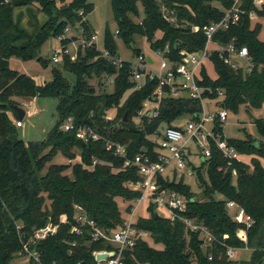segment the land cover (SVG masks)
<instances>
[{"label":"trees","instance_id":"16d2710c","mask_svg":"<svg viewBox=\"0 0 264 264\" xmlns=\"http://www.w3.org/2000/svg\"><path fill=\"white\" fill-rule=\"evenodd\" d=\"M234 1L111 0L118 29L114 33L106 27L104 47L117 56L120 40L138 56L142 51L135 46V36L140 35L153 50L170 44L171 56L180 60L183 49L200 51L205 47L207 37L203 26L220 20ZM93 9L90 0H0V264H12L22 249L18 222L22 223L23 231L29 232L33 227L45 225L49 218L59 223L62 214L72 221L75 205H81L99 227L122 226L125 214L132 211V201L141 195L130 184L142 178L135 167H125L124 157L107 149L106 140L125 145L129 157L147 150L157 158L158 142L147 135L146 127L155 121L176 126L174 122L180 117L193 116L201 110L199 100L166 97L160 115L153 122L144 118L137 123L135 118L144 102L153 96L159 80H148L143 88L133 90L136 82L131 80V62L118 67L101 57L93 46L80 49L76 60L65 56L53 66L52 79L43 84L11 67L12 57L50 64L51 60L40 56V50L48 38L64 35L68 27L78 31L81 26L86 38H91L94 28L88 16ZM242 9L239 23L221 31L215 39L223 44L234 40L238 46H247L255 62L254 70L236 71L214 54L210 61L216 78L210 75L206 63L199 81L211 90L206 94L211 98L223 91L221 104L234 113H239L242 107L248 110L264 107L263 25L254 24L249 17L255 11L264 18V7L259 9L253 0H243ZM41 12L47 16L45 21L39 18ZM135 17L141 20L135 21ZM70 41L66 38L62 42ZM65 72L75 75L74 83ZM107 76H115L113 91L98 93L90 80L97 78L100 86H106ZM128 91L131 92L126 96ZM35 97L57 98L58 120L45 140L26 143L13 123L12 113L20 119L15 109L21 105L18 99ZM115 109L116 115H109ZM69 116L75 118L76 125H89L103 138L81 143L75 130L61 128ZM255 124L264 137V118H257ZM215 130L223 134L219 119ZM227 141L251 160L235 161L237 177L232 175L231 168L219 170L226 168L227 158L212 141L211 157L199 167L194 165L203 199H195L196 193L183 178L170 180L160 176L163 189L178 191L190 199L182 214L205 224L215 237L212 244L205 247L200 231L187 235L181 220L172 222L168 217L158 216L151 205V215L140 216L137 226L149 231L153 242L163 247L139 241L133 250L127 251L126 264H264V141L252 135L246 139L227 138ZM59 153L69 160L80 157V161L55 163L53 158ZM95 159L98 162L94 165ZM69 169L71 174L66 173ZM230 200L244 207L254 219L248 229L250 251L241 250L246 244L237 231L245 225L233 219L227 207ZM120 201L127 205L123 207ZM71 228V223L61 224L56 235L39 242L44 262L76 264L84 259L93 264L94 250L111 247L109 243L93 242L89 227L83 235L71 233ZM230 246L248 252L250 258L230 259L227 255Z\"/></svg>","mask_w":264,"mask_h":264},{"label":"built area","instance_id":"2783aa9c","mask_svg":"<svg viewBox=\"0 0 264 264\" xmlns=\"http://www.w3.org/2000/svg\"><path fill=\"white\" fill-rule=\"evenodd\" d=\"M56 1L59 2L60 0ZM253 2L259 9L264 7V0H253ZM242 4L243 0H235L230 8L224 10V15L220 20L203 26L202 30L207 37V42L200 51L183 49L180 52L181 59L176 60L171 56L170 44H166L156 50L151 49L153 50V55H143L144 53H141L137 56L138 60L136 63L131 62V80L136 82L133 90L143 88L148 80L155 78L159 80L153 96L144 102L143 108L139 111L137 118H135L139 122L144 120V118L153 122L160 115L166 97H185L199 100L201 110L193 116H189L185 124L166 126L161 132L160 142H158L157 158H154L147 150L136 154L134 157H129L125 145L106 140L107 149L112 150L117 156L124 157L125 167H135L142 178L139 182L130 184V188L139 191L141 195L132 201V211L129 212L128 216L124 217L123 225L117 229L99 227L95 220L89 217L84 207L75 205L74 220L72 221L67 214H62L59 223H54L49 218L45 225L33 227L29 232L23 231L22 223L17 224L22 243V249L18 257H24L27 264H62L58 261H53L52 263L44 262L38 244L40 241L56 235L61 224L71 223V233L83 235L85 228L89 227L91 228L89 233L93 242H105L111 245L110 248L96 249L92 252L93 264H126L127 251L133 250L139 241L152 239L149 231L137 226L138 218L144 215L136 217V209L143 202H146V209L149 215H151L150 207L154 205L155 213L158 216L168 217L172 222L181 220L185 224L187 235L192 231H200L204 246L208 247L212 244L215 237L209 228L202 222L182 214L187 210L190 199L178 191L163 189L160 183V176L167 177L170 180L177 179V176L184 180L187 176L196 177V166L194 167L193 156L198 154L200 158H203L204 160L201 164L209 159L212 153V141L215 142L218 149L227 158L226 168L220 167L219 170L227 171L231 168L232 175L234 177L238 176V168L234 163L235 161H242V155L234 146L229 144L222 133L215 130L216 120L219 119L224 123L229 115V111L221 104L223 91H220L217 97L211 98L206 95V91L208 90L211 93V90L200 85L199 81L202 79L203 66L206 63H212L210 60L214 54H218L226 65L236 71L242 70L243 73H251L254 70L255 62L251 58L247 46H238L234 40L223 44L215 39L218 33L228 30L232 25L239 23L241 15L244 13ZM81 14H83V11H81ZM257 16L258 14L255 11L249 13L251 20H255ZM196 29H199V27ZM72 30L75 29L68 27L64 35L57 37L60 43L52 51L51 56V61L55 65L61 63L65 56L70 57L71 60H76L80 49L92 46L100 51L101 57L108 59L118 67H122L124 62H126L118 55L113 56L105 47L103 49L99 48L97 31H94L91 38H86L83 33V27H78V31L75 30V33H72ZM66 38H70L71 41L64 44L62 41ZM154 55L160 58L158 66H155ZM149 57L152 61L149 60ZM114 80L115 76H107L108 83L113 84ZM209 101L212 105H209ZM13 123L17 128L24 126L21 119L14 120ZM161 124L162 122H160L158 129ZM61 128L64 131L75 130L77 138L84 142L103 138L89 125H76L73 116H69L61 125ZM97 162L98 160L95 159L94 165ZM195 199H197L196 196ZM227 207L233 219L245 225L241 230L243 234L238 237L246 244L241 250H247V232L253 226L254 219L246 212L244 207L234 200L228 201ZM73 245H76V243H73ZM238 250V248L230 246L227 250V255L230 259H236ZM70 253H73V251L70 250ZM76 264L89 263L82 259Z\"/></svg>","mask_w":264,"mask_h":264},{"label":"rangeland","instance_id":"374dc122","mask_svg":"<svg viewBox=\"0 0 264 264\" xmlns=\"http://www.w3.org/2000/svg\"><path fill=\"white\" fill-rule=\"evenodd\" d=\"M91 3L94 4V9L92 13L88 16L89 21L91 22L94 31H97L98 34V46L100 49L104 48V40H105V30L106 27L109 26L110 29L115 33L117 32L118 25L114 18V12L111 0H90ZM142 15L143 12V6L140 5ZM169 16V13H166ZM39 18L42 21H45L47 19V16L41 12L39 13ZM135 21H140L141 18L135 17ZM254 24L256 22H260L263 25L262 29V37H264V18H261L257 16L255 20H253ZM72 33H75V30L71 31ZM136 44L135 46L137 48H140L143 55H153V50L150 48V43L148 40L140 35L135 36ZM59 40L57 37L51 36L48 38V40L43 44L41 50H40V56L44 59L51 60L52 51L59 46ZM118 56L125 61L130 62H137V55L135 54L134 50L130 47H127L122 41H118ZM156 64L155 66H158V63L160 61V58L155 56ZM11 67L13 69H16L18 71L27 73L31 76H35L36 80L38 82H43L44 80H51L52 79V68L55 65L52 61H50V64L45 66L42 61L38 60H28L23 61L18 59L17 57H12L10 60ZM209 73L210 75L215 79L217 76V73L215 71L214 65L212 63H208ZM66 77L70 80L71 83L75 82V75L71 72H65ZM99 79L93 78L90 80L92 82L97 92H112L113 91V84H107L106 86L102 85L100 86V83L98 81ZM131 91H128L126 93V96ZM18 101L20 102V106H22L27 114L23 119H21L24 123L23 127L18 128L20 138L23 139L26 143L32 142V141H43L47 138V135L49 131L55 126L58 120V112H57V106L59 103V100L55 97H35L33 99L31 98H19ZM209 105H212V103L209 101ZM214 107V106H213ZM116 109L111 110L109 115L115 116L116 115ZM13 120H16L17 117L14 113H12ZM257 118H264V107L261 109H246L244 107L241 108L239 113H234L232 111H229V115L227 120L223 123V134L226 138H237V139H246L249 135H252L254 138H256L259 141H264V137L261 136L256 128L255 120ZM189 119V116H182L177 121L174 122V125L178 124H185ZM135 121L138 123L139 120L135 119ZM167 124L162 123L158 131L152 135H149L153 140H157V142H160L161 138V132L166 128ZM242 161H248L250 162V157L245 155L242 156ZM79 159L80 157L69 160L66 159L62 153L57 154L53 161L55 163H74L75 160ZM203 158H200L198 154L193 156V163L196 167H199L201 165V162L203 161ZM66 173L71 174V169L67 170ZM177 179L180 180L181 177L177 176ZM185 183L191 186L193 192L196 193L197 199H203L201 192V185L198 182L197 178L195 176H187L185 177ZM219 199H223L222 195H217ZM121 202V201H120ZM121 205L125 207L127 204L123 201L121 202ZM133 205V203H132ZM129 215V212L125 214V217ZM139 215L148 216V211L146 209V202H143L140 204L136 209V217ZM18 224H21L18 222ZM242 228L238 229L237 236H240L242 233ZM248 236V232H247ZM149 243L152 246L162 248V244H155L152 239H149ZM250 251V250H247ZM241 252V253H239ZM244 252V253H243ZM239 253V254H238ZM251 254H249L246 251H237V258L239 259H246L250 258ZM12 264H27L25 262L24 257H18L15 258L12 262ZM194 264H198L197 262H194Z\"/></svg>","mask_w":264,"mask_h":264},{"label":"water","instance_id":"95a60500","mask_svg":"<svg viewBox=\"0 0 264 264\" xmlns=\"http://www.w3.org/2000/svg\"><path fill=\"white\" fill-rule=\"evenodd\" d=\"M149 60L152 61V59L150 57H149ZM206 93H208V90L206 91ZM15 109L19 115V118L23 119L26 115V110L20 105H16ZM127 118H128V112H126L124 120L127 121ZM159 125H160V121H157V122L153 123L152 125L147 126L146 127L147 135L154 134L156 132V130L158 129ZM80 142L85 143L83 140H80Z\"/></svg>","mask_w":264,"mask_h":264},{"label":"crops","instance_id":"0c3cea01","mask_svg":"<svg viewBox=\"0 0 264 264\" xmlns=\"http://www.w3.org/2000/svg\"><path fill=\"white\" fill-rule=\"evenodd\" d=\"M27 74V73H26ZM34 78H35V76H33ZM36 79V78H35ZM37 81V80H36ZM46 81H48V80H44L43 82H38V83H40V84H43L44 82H46ZM50 81V80H49ZM16 120H18V118L16 119ZM75 161H79V159H77V160H75Z\"/></svg>","mask_w":264,"mask_h":264}]
</instances>
